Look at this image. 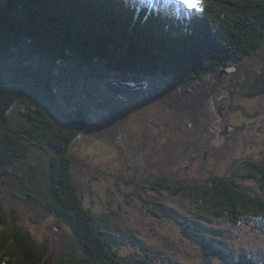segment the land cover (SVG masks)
<instances>
[{
	"label": "trees",
	"instance_id": "trees-1",
	"mask_svg": "<svg viewBox=\"0 0 264 264\" xmlns=\"http://www.w3.org/2000/svg\"><path fill=\"white\" fill-rule=\"evenodd\" d=\"M197 2L199 11L173 0H0V58L28 44L34 54L45 60L46 68L37 73L27 65H20L13 76H0V184L7 183L6 175L13 173V169L25 166L21 179L30 192L28 197L43 204L56 222L68 227L80 247L81 256L65 254L58 264H186L161 256L157 248L136 236L128 234L121 238L113 232L108 212L100 215L85 206L73 174L78 162L72 154L73 147L84 138L83 131L91 129V121L98 112L106 117L103 120V114L99 115L102 119L94 123L100 124L97 130L111 129L123 120L124 108L140 109L138 101L143 98L131 97L137 93L117 88L103 100V96L84 87L81 95L87 106L77 109L73 95L66 102V94L72 93L71 86L59 90L53 82L61 80L55 68L77 63L89 68L104 66L103 79L119 74L127 81L147 79L160 84L169 82L175 87L196 84L190 89L191 94L172 95L169 106L180 112L181 119L187 118L185 109L211 112L207 93L198 83L222 69H236L232 77L239 76L237 84L247 86L240 91L250 98L264 93V0ZM253 58L262 62L243 73L238 65ZM93 88L96 90V86ZM35 91L40 94L39 100L33 95ZM234 94V90L227 93L230 100V97L234 100ZM67 104L73 106L71 110ZM243 110L250 115L247 107ZM67 111L73 112L71 120L75 121L64 123L58 118ZM192 120L190 131L205 133L207 125L200 119ZM93 127L92 134L96 130ZM157 127L161 131V126ZM194 127L198 130H193ZM154 129L149 134L159 133ZM204 135L201 145L205 140L209 145L212 139L210 143L219 150L205 147L199 161L194 158L188 168L207 173L206 178H185L179 164H186L185 155L181 161L167 163L166 168L149 161L147 168L139 172L141 175L124 178L126 184L129 187L139 182L138 178L147 179L156 200L168 196L191 206L187 213L176 211L166 216L180 226L184 237L198 251L197 264H264V245L259 240L250 244L239 236L231 238L221 225L239 230L249 223L252 232L264 234V151L250 152L246 138H236L230 146L234 157L229 165H221L214 152L228 146L226 137L218 133L211 138ZM112 139L116 141L115 136ZM169 145L174 151L178 148L177 143ZM110 146L95 136L86 148V155L92 157L100 150L108 151ZM35 149L48 155L42 159V165L34 163ZM148 149L154 158L162 153L153 145ZM209 152H213L212 156ZM155 163L161 168L156 165L157 173L151 174L148 168ZM208 167L211 172H206ZM156 200L155 203L161 204ZM144 202L154 215L164 217L151 206L153 201ZM129 242L139 248L136 252L139 257L123 256L121 250ZM50 253L49 240L38 242L21 226L18 215L10 221L0 205V264H49L54 257Z\"/></svg>",
	"mask_w": 264,
	"mask_h": 264
},
{
	"label": "rangeland",
	"instance_id": "rangeland-1",
	"mask_svg": "<svg viewBox=\"0 0 264 264\" xmlns=\"http://www.w3.org/2000/svg\"><path fill=\"white\" fill-rule=\"evenodd\" d=\"M10 54V56L0 58L1 77L13 76L12 73L18 71L20 65H27L37 73L46 71L44 66L45 60L34 54L28 44L14 49ZM261 62V59L253 58L241 63L238 67L243 73L245 71L250 72L257 68L256 66ZM105 70L104 66L98 65L96 68H89L77 63L71 66L63 64L60 68L54 69V72L59 74L58 78L61 79L60 81L56 80L55 83L53 82L54 87H56L55 89L60 90L65 88L68 90V87L71 86L72 93L71 95L69 93L66 94V102L73 95L72 97L76 98L74 108L77 109H85L87 106V103L82 99L83 95H81L84 87L89 88L88 90L92 94L101 96V98L103 96V100L108 98L106 94H110L109 91L114 93L117 88L129 91V93H137L132 94L131 97L138 95L137 98H143L138 101L140 104L138 108L140 109H130L128 108L129 106L124 108L125 113L122 114L123 120L116 123L114 128L111 127V129L101 128L102 131H98L100 124L99 126H95L94 123H96V120L99 123V119H102L101 116H103V120H105L104 116L106 117L103 112H101L103 115L98 112L96 118L91 121V124L94 126H92L93 129H96L95 133H91L92 127L89 130L83 131L84 138L77 141L74 145L72 154L78 162L73 169V174L79 186L84 204L100 215L108 212L111 215L110 219L113 227L111 229L113 232L119 234L121 238L123 235L128 234L136 236L154 248H157L161 256L169 257L173 260L176 259L177 261H186V264H197L195 257L198 251L193 249L192 242L184 237L180 226L172 218L166 216L176 211L187 213L190 211L191 206L186 204L187 202H182L168 196L156 200L157 195L147 186V179L138 178L139 182L132 183L128 187L124 178H131V176H135L137 173L141 175L139 172L143 171V168L146 167V163L149 161L157 162V164L160 163L162 168H166L167 163H172L176 160L181 161L185 159V155L188 156L184 160L186 164L179 163L185 178L190 180L206 178L207 173L203 171L199 173V170L196 172L193 168H188L193 163L194 158V161H199L198 157H201L202 153L200 152L204 147L207 149L208 146V150L211 149L212 151V148L215 146H212V143H210L212 139H210L209 145L206 140L201 145V135L203 137V134L211 138L219 132L218 135L226 137V140H224L228 146L223 147L220 152H214L217 153V159L221 165H229V161L234 157L233 148H230V146L233 145L236 138L239 140L246 138L248 147H251L247 148L250 152L264 151V93H260L253 99L249 95L244 94L240 89H246L247 86L244 85L243 87V85L237 84L238 82L236 81H239V76L232 77L236 72L223 76H220L219 73L210 75L206 81L198 83V85L201 89L204 88L208 94H206V97L209 98L208 102L212 109L211 112L205 110L199 111L198 109H185L188 113V115L186 114L187 118L181 119L180 112L176 109H171L169 106L172 95L174 92L180 96L186 93L191 94L190 89L194 88L196 84L189 87H175L169 84V82L160 84L147 79L127 81L124 76L119 74L112 75V78L103 79V76H106ZM242 74H240L241 78ZM109 75L111 74L108 73L107 76ZM117 75L119 76L117 77ZM63 77L68 78L62 79ZM117 83L141 85L143 88L131 90L121 88ZM93 84L96 86V90H93V87H95ZM29 88L33 89V85H30ZM169 89L175 91H170ZM232 90L235 91L234 100H232L233 97H230V100L227 95ZM33 95L38 100L40 99L38 91H35ZM139 95L141 96L139 97ZM200 98L204 99L203 96H200ZM249 106L252 107L249 108ZM72 107L69 105L68 109ZM244 107H247L250 115H247L246 111L244 112ZM228 113L229 116H227ZM258 113L259 115L256 117ZM74 116L73 112L68 114L67 111V114H61L58 118L62 122L68 123L75 121L71 120ZM192 119H200L203 125H207L205 133L200 131L195 134V131H190L189 125L193 121ZM218 123L221 124V128L218 127ZM158 125L161 126V131H159ZM64 126L67 125L64 124ZM169 126H174L176 129L173 131L171 127L168 128ZM229 126L233 127L231 131H228ZM154 128L159 133L157 134L154 131L149 134L150 130ZM167 129H170V133L167 132ZM110 130H112V133H110ZM193 130H197V128L194 127ZM225 132L228 133V136L225 135ZM95 136L97 139L109 142L112 148L108 151H104L105 149H103L95 152L90 157L86 155V148ZM114 136L116 137V141L112 139ZM112 140L114 143L111 142ZM152 140H154V143H152ZM176 143L178 144V148L174 151L169 144ZM152 145L153 148L162 150L158 158L152 157L153 152L148 149V146ZM214 148L219 150L218 147ZM112 150H114V153H110ZM34 156V163L42 165V159L45 160V157L48 155L45 153L39 154L38 150L35 149ZM113 163H118L119 166L115 168ZM157 164L155 163L151 168H148L151 174L157 173ZM157 168L161 167L157 165ZM25 169L24 165H19L17 170L13 169V173L6 175L7 183L4 186L0 184V205L9 214V220L12 221L13 216L18 215L21 226L28 230L38 242L44 243L46 240H49L51 246L50 254L54 255L49 264H58L65 254H72L77 257L81 256L80 247L72 231L68 227L56 222L54 215L43 204H39L33 198L30 199L28 197L30 192L26 189V184L21 179V170ZM211 171V168L208 167L206 172ZM119 176L123 178L118 180L117 177ZM156 177L154 176L153 178L155 179ZM126 193H128V196ZM148 199L154 202L151 206L160 211L164 215L163 218L151 212L148 207L149 204L144 202ZM155 200L161 204L155 203ZM181 202L185 205L181 206ZM13 208L16 209V212L12 211ZM221 225L227 229L231 238L239 236L244 239V242L250 244L259 240V243L264 245V234L252 232V227L249 223H244V228L239 230L225 224ZM123 247L121 252L124 257H139L136 254L139 248L132 246L130 242L128 246Z\"/></svg>",
	"mask_w": 264,
	"mask_h": 264
},
{
	"label": "water",
	"instance_id": "water-1",
	"mask_svg": "<svg viewBox=\"0 0 264 264\" xmlns=\"http://www.w3.org/2000/svg\"><path fill=\"white\" fill-rule=\"evenodd\" d=\"M236 70L234 68H229V69H222L220 72H219V75L220 76H223V75H228V74H231L232 72H235ZM118 86H120L121 88H126V89H131V90H135L137 88H143V86L141 85H135V84H130V83H117ZM221 111V110H220ZM219 111V112H220ZM220 114L222 115V113L220 112ZM231 130V128H230Z\"/></svg>",
	"mask_w": 264,
	"mask_h": 264
},
{
	"label": "snow or ice",
	"instance_id": "snow-or-ice-1",
	"mask_svg": "<svg viewBox=\"0 0 264 264\" xmlns=\"http://www.w3.org/2000/svg\"><path fill=\"white\" fill-rule=\"evenodd\" d=\"M174 3H178L180 5H183L184 7L192 10H200V5L197 2V0H173Z\"/></svg>",
	"mask_w": 264,
	"mask_h": 264
},
{
	"label": "flooded vegetation",
	"instance_id": "flooded-vegetation-1",
	"mask_svg": "<svg viewBox=\"0 0 264 264\" xmlns=\"http://www.w3.org/2000/svg\"><path fill=\"white\" fill-rule=\"evenodd\" d=\"M170 108H171V107H170ZM227 116H229V114H227ZM199 125H200V127L202 128L201 123H200ZM217 125H218L219 128H221V124H220V123H218ZM192 126H193V125L189 126V129H190V130H192V128H191ZM201 128H199V129H201ZM230 128H233V127H230ZM197 130H198V129H197ZM213 131H214V130H213ZM199 132H200V130L197 131L196 134L199 133ZM211 132H212V131H211ZM215 133H216V132H215ZM218 133H219V132H218ZM225 133H226V132H225ZM200 134H201V133H200ZM211 134H212V133H211ZM214 135H215V134H214ZM201 137H202V135H201ZM204 148H205V147H204Z\"/></svg>",
	"mask_w": 264,
	"mask_h": 264
},
{
	"label": "clouds",
	"instance_id": "clouds-1",
	"mask_svg": "<svg viewBox=\"0 0 264 264\" xmlns=\"http://www.w3.org/2000/svg\"><path fill=\"white\" fill-rule=\"evenodd\" d=\"M234 68V67H233ZM235 69V68H234ZM236 70V69H235ZM236 72V71H235ZM227 108H229V106H227ZM230 127H232V126H229V128H228V131L230 130ZM232 129V128H231Z\"/></svg>",
	"mask_w": 264,
	"mask_h": 264
}]
</instances>
